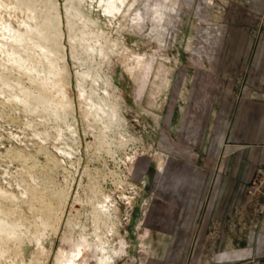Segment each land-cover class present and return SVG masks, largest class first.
Returning a JSON list of instances; mask_svg holds the SVG:
<instances>
[{
  "label": "rangeland",
  "instance_id": "1",
  "mask_svg": "<svg viewBox=\"0 0 264 264\" xmlns=\"http://www.w3.org/2000/svg\"><path fill=\"white\" fill-rule=\"evenodd\" d=\"M260 51L264 0H0V264H264Z\"/></svg>",
  "mask_w": 264,
  "mask_h": 264
},
{
  "label": "crops",
  "instance_id": "2",
  "mask_svg": "<svg viewBox=\"0 0 264 264\" xmlns=\"http://www.w3.org/2000/svg\"><path fill=\"white\" fill-rule=\"evenodd\" d=\"M262 52L256 54V59L259 60L261 57H264ZM241 121V134L239 139L249 141V142H264V101H249L242 108ZM237 138V137H236ZM262 152H258L254 156V161L259 160L264 155V146ZM255 153V152H251ZM241 155V153H240ZM238 154H236V157Z\"/></svg>",
  "mask_w": 264,
  "mask_h": 264
},
{
  "label": "bare ground",
  "instance_id": "3",
  "mask_svg": "<svg viewBox=\"0 0 264 264\" xmlns=\"http://www.w3.org/2000/svg\"><path fill=\"white\" fill-rule=\"evenodd\" d=\"M68 2H69V4H72V5L74 4V0H68ZM71 42H72L71 54L74 56L75 59L78 58V56H79L77 53L78 52L77 47H75V45H74V43H76V42H80L82 44V46L84 48H86L87 50L88 49L92 50V51H96V50L98 51L99 50L96 48L94 43H92V40L87 36V34L84 31H82L80 34H75L74 38ZM66 46L67 45H65V47ZM100 50L103 52L104 51L103 47H101ZM68 56H70V55L68 54ZM106 263H108V262H106Z\"/></svg>",
  "mask_w": 264,
  "mask_h": 264
}]
</instances>
